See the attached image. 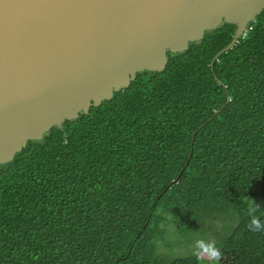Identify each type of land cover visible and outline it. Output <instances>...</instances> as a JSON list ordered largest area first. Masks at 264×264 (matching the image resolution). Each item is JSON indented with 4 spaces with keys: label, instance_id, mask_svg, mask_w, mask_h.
Here are the masks:
<instances>
[{
    "label": "trees",
    "instance_id": "trees-1",
    "mask_svg": "<svg viewBox=\"0 0 264 264\" xmlns=\"http://www.w3.org/2000/svg\"><path fill=\"white\" fill-rule=\"evenodd\" d=\"M236 30L168 51L1 165L0 264H264V10L215 60ZM174 226L220 258L161 254Z\"/></svg>",
    "mask_w": 264,
    "mask_h": 264
},
{
    "label": "water",
    "instance_id": "water-1",
    "mask_svg": "<svg viewBox=\"0 0 264 264\" xmlns=\"http://www.w3.org/2000/svg\"><path fill=\"white\" fill-rule=\"evenodd\" d=\"M263 10L264 0H0V166L138 73L165 70L168 51L236 24L217 60Z\"/></svg>",
    "mask_w": 264,
    "mask_h": 264
},
{
    "label": "rangeland",
    "instance_id": "rangeland-1",
    "mask_svg": "<svg viewBox=\"0 0 264 264\" xmlns=\"http://www.w3.org/2000/svg\"><path fill=\"white\" fill-rule=\"evenodd\" d=\"M175 227L176 226L169 228V245L163 244L160 247V252L163 255L169 257L187 256L198 251H203V249L199 246L198 242L203 241L205 244L211 245L212 242H214L208 239L209 236L182 238V236H179L177 234V227ZM203 264H209V262L204 261Z\"/></svg>",
    "mask_w": 264,
    "mask_h": 264
},
{
    "label": "clouds",
    "instance_id": "clouds-1",
    "mask_svg": "<svg viewBox=\"0 0 264 264\" xmlns=\"http://www.w3.org/2000/svg\"><path fill=\"white\" fill-rule=\"evenodd\" d=\"M252 224H254L255 227H252L251 226ZM249 228L252 232L264 231V224H261L260 221L253 216V218L251 220V224L249 225ZM198 244L203 249L204 252H209L213 259H219L220 258L221 253H220L219 249L214 247V245L205 244L203 241L198 242Z\"/></svg>",
    "mask_w": 264,
    "mask_h": 264
}]
</instances>
